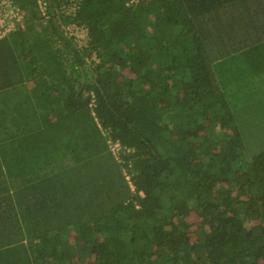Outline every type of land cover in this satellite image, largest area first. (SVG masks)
Here are the masks:
<instances>
[{
    "label": "trees",
    "instance_id": "obj_1",
    "mask_svg": "<svg viewBox=\"0 0 264 264\" xmlns=\"http://www.w3.org/2000/svg\"><path fill=\"white\" fill-rule=\"evenodd\" d=\"M13 1L0 92L34 83L39 130L0 140V264H264V152L216 73L264 50V0Z\"/></svg>",
    "mask_w": 264,
    "mask_h": 264
},
{
    "label": "rangeland",
    "instance_id": "obj_2",
    "mask_svg": "<svg viewBox=\"0 0 264 264\" xmlns=\"http://www.w3.org/2000/svg\"><path fill=\"white\" fill-rule=\"evenodd\" d=\"M69 31L80 45L87 43L84 29L75 26ZM216 73L242 134L246 156L252 159L264 152V50L231 54Z\"/></svg>",
    "mask_w": 264,
    "mask_h": 264
},
{
    "label": "crops",
    "instance_id": "obj_3",
    "mask_svg": "<svg viewBox=\"0 0 264 264\" xmlns=\"http://www.w3.org/2000/svg\"><path fill=\"white\" fill-rule=\"evenodd\" d=\"M70 10V9H69ZM34 83L21 84L19 86L0 92V140L5 138L25 137L32 132L39 130V103L31 96V89ZM38 120V123L36 121ZM0 146V156L6 152H23L21 147L9 148L10 146ZM9 148V149H8ZM18 161L8 160L3 163L5 182H23L26 177L25 172H20L17 167ZM14 171V172H11Z\"/></svg>",
    "mask_w": 264,
    "mask_h": 264
},
{
    "label": "built area",
    "instance_id": "obj_4",
    "mask_svg": "<svg viewBox=\"0 0 264 264\" xmlns=\"http://www.w3.org/2000/svg\"><path fill=\"white\" fill-rule=\"evenodd\" d=\"M151 0H125L127 6H135ZM41 11L45 14L48 8L46 0H38ZM24 11L13 0H0V39L12 31L24 27ZM118 145L113 146L117 150Z\"/></svg>",
    "mask_w": 264,
    "mask_h": 264
}]
</instances>
